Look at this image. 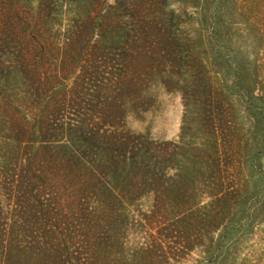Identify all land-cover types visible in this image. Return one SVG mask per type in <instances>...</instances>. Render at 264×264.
I'll return each instance as SVG.
<instances>
[{
	"label": "trees",
	"instance_id": "obj_1",
	"mask_svg": "<svg viewBox=\"0 0 264 264\" xmlns=\"http://www.w3.org/2000/svg\"><path fill=\"white\" fill-rule=\"evenodd\" d=\"M241 4L0 0V264H172L217 228L229 192L192 206L196 180L223 186L216 145L229 144L234 103L250 119L241 147H263ZM156 89L179 95L199 129L169 142L128 128Z\"/></svg>",
	"mask_w": 264,
	"mask_h": 264
},
{
	"label": "rangeland",
	"instance_id": "obj_2",
	"mask_svg": "<svg viewBox=\"0 0 264 264\" xmlns=\"http://www.w3.org/2000/svg\"><path fill=\"white\" fill-rule=\"evenodd\" d=\"M261 0H243L244 8L250 15L247 30V46L245 53L249 62V73H256L255 94L264 101V3ZM241 4V0H238ZM191 9V8H190ZM250 9V10H249ZM189 10V9H188ZM249 10V11H248ZM238 28H244L242 24H236ZM213 85L217 88L220 80L217 75L212 74ZM225 95L231 97L238 95L237 90L231 84L228 77ZM66 86V85H65ZM152 107L141 114L139 121L128 119L126 126L135 131L147 132V134L158 141L178 142L180 128L183 132H194L199 129L198 125L191 127L187 114V108L182 103L179 95L172 92L155 90ZM234 121H227L229 126V144L221 145L217 139L216 148L219 155L228 159L229 166L223 169V186L211 193L208 184H201L198 179L195 192L193 210H202L211 206L213 198L218 199L229 192L231 197L225 201L223 215H220V223L216 229L210 230L203 236L202 243L192 241L191 249L184 253L179 259L168 258L172 264H264V114H261V146L262 150L254 152L246 151L241 147L245 129L249 126L250 119L244 114L240 104L234 103ZM264 113V112H263ZM22 114H30L23 110ZM228 117V115H227ZM209 128H204L207 131ZM203 131V132H204ZM182 132V133H183ZM184 140H188L189 135ZM0 141L1 138H0ZM252 147V146H250ZM233 192L252 193L257 198L248 202L236 201ZM219 196V197H218ZM239 202V203H238ZM221 205L215 208H220ZM143 206H140L142 210ZM129 231L127 232L130 246H135L141 239V227L137 221L134 210L128 213ZM133 229V230H131ZM145 229V228H144ZM146 230V229H145ZM133 235L129 237V234ZM140 235V236H139ZM206 245H209L208 251ZM129 248V245H127Z\"/></svg>",
	"mask_w": 264,
	"mask_h": 264
}]
</instances>
